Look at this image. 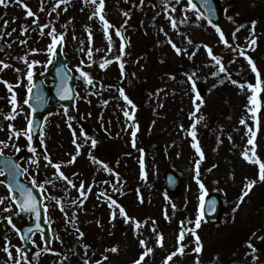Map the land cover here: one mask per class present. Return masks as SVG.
<instances>
[{
    "label": "rangeland",
    "instance_id": "1",
    "mask_svg": "<svg viewBox=\"0 0 264 264\" xmlns=\"http://www.w3.org/2000/svg\"><path fill=\"white\" fill-rule=\"evenodd\" d=\"M49 1L41 10L36 0H5L6 9L0 10V61L9 65H0V141L7 144L0 148L3 154L21 155L25 180H35L42 192L53 240L46 246L36 234L37 252L22 253L18 233L31 218L22 219L12 194L0 183V198H5L0 204V264H135L149 248L140 264H264L263 250L251 243L252 234L264 228V216L257 213L264 212V181L258 179L259 165L249 162H264V15L253 17L264 11V0H220L225 14L217 27L189 0H104L102 12L100 0ZM101 14L110 28L105 29ZM53 28L58 40L63 37L59 42L78 97L71 108L51 100L40 136L29 141L22 135L31 115L24 103L31 85L27 73L31 66L33 76L42 74L46 83L52 82L45 72L54 62L55 47L49 51ZM117 30L134 42L133 50L122 52ZM248 57L259 71L261 88L255 92L248 87L257 84ZM4 81L13 85L11 91ZM142 82L146 91L135 100L131 92ZM13 93L19 114L9 120ZM252 96L258 105L250 102ZM9 125L21 133L18 138ZM249 129L255 133L254 153ZM197 142L203 158L193 147ZM143 149L151 158L146 172ZM169 170L178 175V193L165 188ZM251 180L256 184L249 191ZM208 193L217 194L223 204L216 224L200 212ZM181 231L183 241L178 239ZM197 235L199 253L194 251Z\"/></svg>",
    "mask_w": 264,
    "mask_h": 264
},
{
    "label": "water",
    "instance_id": "2",
    "mask_svg": "<svg viewBox=\"0 0 264 264\" xmlns=\"http://www.w3.org/2000/svg\"><path fill=\"white\" fill-rule=\"evenodd\" d=\"M199 10L214 24H218L221 21V16L223 13L222 7L219 3V0H192ZM56 65L53 70L49 71V74L56 79V83L51 87L44 86L41 77H38L34 82V88L32 89V95L30 104L34 108V120L32 134L36 136L40 130L41 119L37 118V113L41 112L42 115L48 112L47 98L49 95H53L58 99L64 106H70L76 97V92L73 86V77L69 74V71L66 67V60L62 56L61 45L57 47V57ZM16 157H4L1 156L0 165L6 171L7 183L11 184V181L15 180V190L18 195L16 196V201L22 202L25 197L21 193L19 186H23L25 189H30L32 193L36 196L38 201V207L40 210V216L37 217L34 212V223L32 225H27L22 231L24 242H25V251L27 253H32L34 248L29 240V237L35 231H42L44 240L46 243L49 242V230L46 228L43 217H44V207L42 206V200L38 191H36L31 185H24L19 183L20 179V169L15 163ZM168 187L171 189H176L177 179L173 174L169 175L168 178ZM24 216L30 213V211H22ZM263 237L258 243L256 239ZM255 242L259 247L264 246V232L258 234L255 238Z\"/></svg>",
    "mask_w": 264,
    "mask_h": 264
},
{
    "label": "snow or ice",
    "instance_id": "3",
    "mask_svg": "<svg viewBox=\"0 0 264 264\" xmlns=\"http://www.w3.org/2000/svg\"><path fill=\"white\" fill-rule=\"evenodd\" d=\"M91 2H92V3H95L96 0H91ZM0 5H5V0H0ZM5 6H6V5H5ZM190 6H191L192 9H196V5H195V4H190ZM23 7H24L25 9H27V15H28V16H33V15H34V13L31 11V9L28 8V5L24 4ZM103 8H104V0H100V2H99V11L102 12ZM96 14H97V13H93V15H96ZM125 15H127V14H125ZM99 18H100V20L103 22V24H104V26H105V29L111 27V25L109 24V22L105 19V17H104L102 14L99 16ZM182 22H183V21H182ZM209 23H211V20H209ZM172 24H173V27L176 26V22H175V20L172 21ZM44 27H47V26L45 25ZM254 27H255V22H253V31H254ZM217 31L220 33V38L222 39L223 43L227 45V44H228V40L225 39V37H224V33H223L222 31H220L219 28H217ZM51 34H52V47L49 48V51H50V52L53 50V48L56 46V44H57L59 41H61V40L63 39V37L60 36V37H59V40H58L57 36L55 35V29H54V28L52 29V33H51ZM116 34H117V35H120V31L117 30ZM121 38H122V37H121ZM108 39H109V42H111V35H109ZM25 43H26V42H25ZM251 44L254 45V44H255V40H252V41H251ZM172 46H173V48H175V51H176L177 53H180V52H181V49H180L179 47H176L175 44H173ZM250 46H251V45H250ZM206 47H207V46H206ZM208 54H209V55H212V50H211V48H208ZM88 55H89V57H91V55H92L91 51L88 52ZM241 55H244V53L241 52ZM116 59L119 60L120 57L117 56ZM213 59H214V60H217V63H219V59H218L217 57L213 56ZM108 62H109V61H106L105 64L108 63ZM248 62H249V64L251 65L252 71H254V72L257 73V84H256L255 86H253V85H251V84L248 85V87H249L250 89H252V90L255 92V91L260 90V88H261V83H260V80H259V71L257 70L255 63L251 60L250 57H248ZM36 63H39V62H38V61H33V62H32L33 65H35ZM105 64H101L100 66H101V67H104ZM0 65H3V67H5V68H7V67L9 66V65L5 64L3 61H0ZM123 67H124V65H123V63H121V64H120V68L123 69ZM17 71H19V70H17ZM219 71H220V72H225L226 69H225L223 66H221L220 69H219ZM82 74H83V76L86 78V82H87L88 84H92V83H93L92 78L90 77L89 73H87V72H83ZM27 79H28L29 81H32V79H33V72H32V70H31V66H30L29 71H28V73H27ZM4 83L7 85L8 89L11 91L12 88H13V85L10 84V83H8L7 81H4ZM233 83H237V82H236V81H233ZM240 87L243 88L244 85H240ZM121 91L123 92V90H121ZM28 92H29V93L32 92V88H31V87L28 89ZM124 99L127 101V103H128L129 105H133V102L127 97V95H124ZM250 102H251L253 105H258V100H257V98H256L255 96L250 97ZM24 103H25V104H28L29 101L26 99V100L24 101ZM10 104L13 106V107H12V113L9 114L8 116H6V119L14 120V119L16 118V115L19 114V113H17V111H16V108H17V98H16L15 93H13V95L11 96ZM133 107H135V106L133 105ZM197 108H199V105H197ZM251 110H252V111H255L256 109H251ZM124 114H125L126 116H130V115H132V114H130L129 112H125ZM132 118L134 119V115H132ZM241 122L244 123V121H241ZM9 127L13 129V135H14V136H16V137L18 138V137L21 135V133H20L19 131H16V130H15L14 126L9 125ZM32 128H33V121H32L31 119H29V120H28V127H27V130L23 133L25 136H27V139H28L29 141L32 140V135L30 134ZM136 128H137V130H138V125H136ZM249 132L251 133V138L248 140V143H249L250 145H253V153H254V151H255V133L252 132L251 129H249ZM191 135H192L193 139L195 140V136H196L195 125H193V130H192V132H191ZM135 136H136V132L133 131V132H132L133 146H135ZM10 139H11V138H10ZM95 144H96V141L93 140V141H92V145L95 146ZM0 145H4L5 147L7 146V144H5L4 141H0ZM77 147L79 148V145H77ZM193 147L196 149L197 152L200 153V157L203 158V152L201 151L198 142H197V143H194V144H193ZM16 150H17V151H20L19 148H17ZM31 151H32L33 153H35V152H36V148H35V147H31ZM2 152H3V149L0 148V154H2ZM243 155H244L245 159H249V155H248L247 152H244ZM45 159L48 160L49 163H51L49 157H45ZM249 162H250V163H254V164H258V165H259V175H258V179H259L260 181H264V162H260L257 158L249 159ZM60 167H61L60 164H58V163L55 164V168H56L57 170L60 169ZM198 169H199V164L197 163V171H198ZM3 174H4V173H3L2 171H0V175H3ZM59 175H60V177H62L64 180H68V177L64 176L63 172H60ZM0 183H3V181H0ZM33 183H35V180H33ZM68 183H72V182H71L70 180H68ZM255 184H256V180H251V181L248 182V184H247L246 187H247V189L250 191L251 188H252ZM40 187H43V185H40ZM73 187H75V185H73ZM81 187H83V185H81ZM8 188H9V189H12V188H13V185H12V184H8ZM19 188H20L21 193H23V194H24V197H25V199H24L22 202H19V207H20V209H21L22 211H30V212H34L35 215H36L37 217H39V216H40V210H39V207H38V201H37L36 196L32 193V191H31L30 189H25L22 185L19 186ZM81 194H83V193H81ZM247 194H248L247 192L244 193V195H247ZM4 199H5V198H0V204H3V203H4ZM12 199H13V200H16V196L13 195V196H12ZM53 199H54V198H53ZM108 199H109V200H112L111 197H109ZM112 203L115 204L116 202H115L114 200H112ZM5 210L7 211V210H9V209H5ZM120 212H121L122 215H125V216H126V213L124 212L123 208L120 209ZM113 218H115V213H113ZM7 219H8V223H9V224H12L11 217H8ZM195 224H196V227L198 228V227L200 226V219H197V221L195 222ZM12 226L15 227V225H12ZM137 226H139V223H138V222H137ZM81 235H82V234H81ZM178 239H179L180 241H183V239H184V232H183V231H181V233H180ZM195 239H196V245H197V246L195 247L194 251L197 252V253H199V252L201 251L200 237L197 235ZM159 240L162 242V240H163V236H162V234H160V236H159ZM141 243H144V242L142 241ZM5 251L8 252L9 256H11V252H10L8 249H5ZM111 251H117V249H116V248H113V249H111ZM151 251H152V249L149 248L146 252H144V253L142 254V256L140 257V259L137 260V261L135 262V264H140V261H142V260L144 259V257L147 256L148 253L151 252ZM178 252H179L180 254H183V245H181V246L179 247ZM176 254H177L176 252L172 253V254L168 257V259L171 260L172 256H175ZM105 259H107V258L105 257ZM16 264H19V260L16 261ZM97 264H99V262H97ZM197 264H198V262H197Z\"/></svg>",
    "mask_w": 264,
    "mask_h": 264
}]
</instances>
